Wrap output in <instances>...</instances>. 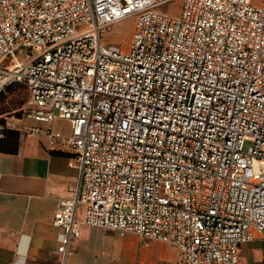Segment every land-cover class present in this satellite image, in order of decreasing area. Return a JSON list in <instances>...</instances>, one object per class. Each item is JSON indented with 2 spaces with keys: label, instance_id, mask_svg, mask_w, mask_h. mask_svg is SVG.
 Listing matches in <instances>:
<instances>
[{
  "label": "built area",
  "instance_id": "2783aa9c",
  "mask_svg": "<svg viewBox=\"0 0 264 264\" xmlns=\"http://www.w3.org/2000/svg\"><path fill=\"white\" fill-rule=\"evenodd\" d=\"M167 2L0 0V94L21 83L26 116L71 124L33 129L79 169L54 213L66 248L89 225L172 244L174 264H241L264 235V6ZM129 16V49L104 42Z\"/></svg>",
  "mask_w": 264,
  "mask_h": 264
},
{
  "label": "crops",
  "instance_id": "0c3cea01",
  "mask_svg": "<svg viewBox=\"0 0 264 264\" xmlns=\"http://www.w3.org/2000/svg\"><path fill=\"white\" fill-rule=\"evenodd\" d=\"M180 3L183 0H168ZM167 2V3H168ZM264 6V0H253ZM5 126L20 132L16 153L0 151V264H174L177 248L111 228L81 225V235L68 248L58 240L53 223L59 201L72 196L79 169L69 147H52L44 134L52 127L68 136L71 124L50 125L26 116L5 117ZM82 207L77 220L82 219ZM241 264H264V235L241 248Z\"/></svg>",
  "mask_w": 264,
  "mask_h": 264
},
{
  "label": "rangeland",
  "instance_id": "374dc122",
  "mask_svg": "<svg viewBox=\"0 0 264 264\" xmlns=\"http://www.w3.org/2000/svg\"><path fill=\"white\" fill-rule=\"evenodd\" d=\"M179 5L180 3L178 2L169 1L168 3L164 4V6L159 10L163 13L178 15L175 9L178 8ZM135 24V16H129L121 21L114 23L107 29L106 33L103 36V41L107 44L119 45L123 48V50L127 51L132 42ZM16 56L22 62H26L30 59L29 55H27L26 53V49L24 48H18L16 50ZM10 62L11 58L9 57L5 60L4 63L8 64ZM26 99L27 91L21 85H14L13 87H11V89H8L6 92H4L3 98L0 101V120L6 121L5 117L13 115L19 116L21 113H23ZM248 147L249 143L245 145V149H247Z\"/></svg>",
  "mask_w": 264,
  "mask_h": 264
},
{
  "label": "trees",
  "instance_id": "16d2710c",
  "mask_svg": "<svg viewBox=\"0 0 264 264\" xmlns=\"http://www.w3.org/2000/svg\"><path fill=\"white\" fill-rule=\"evenodd\" d=\"M14 85L23 86L25 88V90L27 91V99H28L29 91L21 83H14V84L8 86L4 92H6L8 89H11V87H13ZM3 93L0 94V101L3 98ZM27 99H26V102H27ZM25 105H26V103H25ZM0 124L5 125V121L0 120ZM19 144H20V132L17 130H14V129L6 128L4 137L0 138V151L9 152V153H16L19 150Z\"/></svg>",
  "mask_w": 264,
  "mask_h": 264
}]
</instances>
